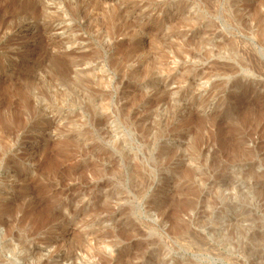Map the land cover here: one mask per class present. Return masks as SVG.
<instances>
[{"label":"rangeland","instance_id":"rangeland-1","mask_svg":"<svg viewBox=\"0 0 264 264\" xmlns=\"http://www.w3.org/2000/svg\"><path fill=\"white\" fill-rule=\"evenodd\" d=\"M0 211V264H264V0H0Z\"/></svg>","mask_w":264,"mask_h":264},{"label":"bare ground","instance_id":"bare-ground-1","mask_svg":"<svg viewBox=\"0 0 264 264\" xmlns=\"http://www.w3.org/2000/svg\"><path fill=\"white\" fill-rule=\"evenodd\" d=\"M91 104L88 106V107H92V108H94V110H95V112L97 113V109H100L101 107H100V105H99V103L98 104H94V102H90ZM98 106H99V108H98ZM94 123H95V125L96 126H101V125H107V123H108V117L107 116H105V115H97V117L94 119ZM110 133V132H109ZM109 133H108V136H109ZM110 136L112 137V135L110 134ZM113 138V137H112ZM72 142V140H68L67 139V144L69 145L70 143ZM114 145H115V150H118V151H121L122 150V145H124L123 143L125 142V141H111ZM112 144V145H113ZM123 149H124V146H123ZM77 153V152H76ZM108 152L107 151H105V152H103V154H107ZM122 153V152H121ZM123 153H124V151H123ZM88 154H89V151L87 152L86 150H83L82 152H80V153H77L76 154V156L78 155H80V156H85V155H87L88 156ZM77 156V157H78ZM79 156V157H80ZM124 157V156H123ZM125 157H126V160L125 161H129V164L130 163H132V164H130V165H132L130 168L131 169H133V171L134 172H136V171H138V169H139V167L137 166V165H133L134 163L133 162H131V161H133L132 159H133V156L129 153L128 154V152H127V154L125 155ZM124 157V158H125ZM123 158V159H124ZM108 161H110V164H112V165H114V163H115V158L114 157H112V156H109L108 158ZM127 163V162H126ZM149 180L146 178L145 179V181H144V184H147V182H148ZM102 185H101V183H98L97 184V187L98 188H100ZM145 187V186H144ZM143 187V188H144ZM4 214V212H1L0 211V215H3ZM167 217H169L168 216V214H165V215H163L162 216V219L163 220H165V219H167Z\"/></svg>","mask_w":264,"mask_h":264}]
</instances>
